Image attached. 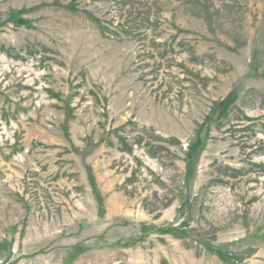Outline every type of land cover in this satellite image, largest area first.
<instances>
[{
  "label": "rangeland",
  "instance_id": "obj_1",
  "mask_svg": "<svg viewBox=\"0 0 264 264\" xmlns=\"http://www.w3.org/2000/svg\"><path fill=\"white\" fill-rule=\"evenodd\" d=\"M0 264H264V0H0Z\"/></svg>",
  "mask_w": 264,
  "mask_h": 264
}]
</instances>
